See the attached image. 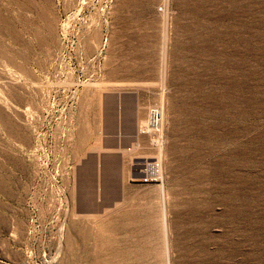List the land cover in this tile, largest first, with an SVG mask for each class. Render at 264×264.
Wrapping results in <instances>:
<instances>
[{"label": "rangeland", "instance_id": "rangeland-1", "mask_svg": "<svg viewBox=\"0 0 264 264\" xmlns=\"http://www.w3.org/2000/svg\"><path fill=\"white\" fill-rule=\"evenodd\" d=\"M0 264H264V0H0Z\"/></svg>", "mask_w": 264, "mask_h": 264}, {"label": "built area", "instance_id": "built-area-1", "mask_svg": "<svg viewBox=\"0 0 264 264\" xmlns=\"http://www.w3.org/2000/svg\"><path fill=\"white\" fill-rule=\"evenodd\" d=\"M151 114V123H150V128H151V133H158L159 132V128L162 122V114L160 112V110L158 108H153L150 111ZM147 172V170H146ZM148 182V179H145V183Z\"/></svg>", "mask_w": 264, "mask_h": 264}, {"label": "bare ground", "instance_id": "bare-ground-1", "mask_svg": "<svg viewBox=\"0 0 264 264\" xmlns=\"http://www.w3.org/2000/svg\"><path fill=\"white\" fill-rule=\"evenodd\" d=\"M150 123H151V114H150ZM161 126V125H160ZM160 131V130H159Z\"/></svg>", "mask_w": 264, "mask_h": 264}, {"label": "water", "instance_id": "water-1", "mask_svg": "<svg viewBox=\"0 0 264 264\" xmlns=\"http://www.w3.org/2000/svg\"><path fill=\"white\" fill-rule=\"evenodd\" d=\"M95 162V161H94ZM83 169V168H82ZM117 194H118V192H117Z\"/></svg>", "mask_w": 264, "mask_h": 264}]
</instances>
